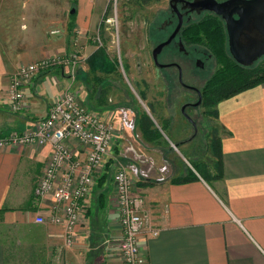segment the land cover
Returning a JSON list of instances; mask_svg holds the SVG:
<instances>
[{
    "label": "crops",
    "instance_id": "1",
    "mask_svg": "<svg viewBox=\"0 0 264 264\" xmlns=\"http://www.w3.org/2000/svg\"><path fill=\"white\" fill-rule=\"evenodd\" d=\"M6 1L13 7L12 0L3 4ZM27 2L16 0L26 14L30 7L29 16L17 22L22 42L8 48L0 36V135L24 131L45 117L52 100L67 88L89 109L111 111L93 102L92 108L88 91L73 88L75 77L65 69L36 74L25 85L23 110L9 109L6 90L11 75L21 64L70 54L68 35L77 26L73 18L64 27L55 17L41 20L38 1L31 0L29 6ZM42 6L53 7L50 2ZM80 25L84 28L85 22ZM54 27L62 34H45ZM215 110L211 166L199 160V167H193L187 158L179 162L172 155L178 145L187 148L198 133L173 146L166 136L145 138L137 127L131 130L141 149L131 151L124 142L133 132L119 128L71 245L65 244L64 225L48 220L52 195L34 193L51 145L0 148V264H122L115 242L121 227L113 184L120 166L133 179L134 191L143 195L150 222L158 229L156 236L139 237L144 264H264V82L220 100ZM66 145L76 159L84 160L85 150L76 140ZM185 177L193 178L184 181ZM37 217L44 221L37 222Z\"/></svg>",
    "mask_w": 264,
    "mask_h": 264
},
{
    "label": "rangeland",
    "instance_id": "2",
    "mask_svg": "<svg viewBox=\"0 0 264 264\" xmlns=\"http://www.w3.org/2000/svg\"><path fill=\"white\" fill-rule=\"evenodd\" d=\"M37 1L40 4L37 10L41 20L55 17L62 21V27L66 26L65 23H70L71 18L75 20L77 26L72 28L68 35L67 47H69L70 54H76V58L71 57L70 67H55V69H65L66 73L75 77L72 87L76 90L88 91V96H91L90 99L88 98L91 107L93 102L112 109L111 114L114 115L115 123L114 133L119 128L121 131L134 130L148 120L151 123L149 128L158 130V139L166 136L173 146L176 141L191 138L194 130L191 123L182 115L181 105L186 101H196V95L179 84L175 68L158 67L152 58L153 48L166 40L177 23L170 0ZM12 2L13 7H10L7 1L3 4V0H0V36L8 48L22 42L21 34H17L16 31L17 22L20 23L24 16L30 14V7L26 14L25 10L17 7L16 0ZM48 2L52 3L53 7L46 10L42 5ZM27 4L29 6L31 0H28ZM178 8L180 9V6ZM71 9H74L71 14L76 17L69 16ZM186 15L187 18L183 20L184 25L197 22L202 16L193 12ZM220 19L223 21L221 17ZM82 21L85 22L84 28L80 27ZM223 25L225 27L224 21ZM50 30L57 32L52 34ZM50 30H47L45 34L50 36L62 34L59 27ZM191 46H197L200 49L197 60L202 65L204 64V67L186 64L181 53H177L172 45L167 46L158 56V62L164 63L163 61L172 60L179 62L183 69V80L204 90V84L213 74L216 63L211 53L202 45L184 43L183 49L192 48ZM98 49H103L110 60L115 63L116 72L109 74L105 71H90L89 58ZM226 50L228 51L227 34ZM174 51L175 53H172ZM203 53L207 54L208 60L205 61ZM59 55L67 56L68 54ZM263 60L264 57L257 59L250 65V68L262 67ZM85 104L87 105V102ZM208 106L212 109L210 112L207 109ZM215 107L216 105L203 104L196 105L194 109H186L197 124L198 134L190 139L192 142L188 143L187 148L178 145L177 151L172 150V155L177 157L179 162H183L184 157L191 162L190 166L193 167H199L200 164L197 162L199 160L210 166L213 163L214 151L209 142L217 132ZM133 130L131 131L134 135ZM130 137L124 145L131 151L134 150L131 149L132 147H137V150L141 149L139 142H136L135 135Z\"/></svg>",
    "mask_w": 264,
    "mask_h": 264
},
{
    "label": "built area",
    "instance_id": "3",
    "mask_svg": "<svg viewBox=\"0 0 264 264\" xmlns=\"http://www.w3.org/2000/svg\"><path fill=\"white\" fill-rule=\"evenodd\" d=\"M51 30L50 33H56ZM71 57L52 54L38 60L21 64L11 75L6 90L8 107L18 112L25 107L24 88L39 72L55 67H70ZM114 115L89 109L80 103L76 93L69 88L55 97L47 115L32 123L24 131H12L0 135V148L24 146L33 143L50 144V158L36 183L37 197L52 195V213L48 220L65 227V244L74 242L75 227L85 212L88 197L101 171L114 140ZM69 139L76 140L85 150L83 161L76 159L66 145ZM114 194L119 210L121 235L116 239V248L122 264H144L145 257L139 247L143 234L156 236L158 229L150 222L144 208L143 195L134 191L133 179L124 167H118L113 174ZM42 222V217L36 218Z\"/></svg>",
    "mask_w": 264,
    "mask_h": 264
},
{
    "label": "trees",
    "instance_id": "4",
    "mask_svg": "<svg viewBox=\"0 0 264 264\" xmlns=\"http://www.w3.org/2000/svg\"><path fill=\"white\" fill-rule=\"evenodd\" d=\"M71 16L73 17L74 14H71ZM180 34L185 44L193 43L206 48L216 63L213 74L204 84V91L202 92V102L204 105H216L224 98H228L246 88L264 82V60L262 61V67L256 66L250 68V66L238 64L230 56L226 50L225 27L218 15L206 12L197 22L184 25ZM90 57V71H105L109 74L117 71V66L110 60L103 49L96 50ZM207 109L209 112L212 110L209 106ZM214 113H216L215 109ZM150 125L151 123L148 120L144 125H140L143 135L147 139L157 140L159 132L157 129L149 128ZM191 178L193 177H185L184 181Z\"/></svg>",
    "mask_w": 264,
    "mask_h": 264
},
{
    "label": "water",
    "instance_id": "5",
    "mask_svg": "<svg viewBox=\"0 0 264 264\" xmlns=\"http://www.w3.org/2000/svg\"><path fill=\"white\" fill-rule=\"evenodd\" d=\"M178 0H170V4ZM190 10L209 11L220 16L225 23L227 45L230 56L242 66H250L264 56V0H181ZM175 6V5H174ZM74 9L70 10L73 13ZM181 25V16L175 31L152 50L157 61L162 47L170 42ZM181 80V77H179ZM200 103V97L194 105Z\"/></svg>",
    "mask_w": 264,
    "mask_h": 264
},
{
    "label": "flooded vegetation",
    "instance_id": "6",
    "mask_svg": "<svg viewBox=\"0 0 264 264\" xmlns=\"http://www.w3.org/2000/svg\"><path fill=\"white\" fill-rule=\"evenodd\" d=\"M184 4L185 3L183 1H181V0H178L176 3L173 2L172 4H170L171 7H172V11L176 14L177 23L174 26L173 30L168 34L166 39H168V37L175 31L176 26H177V24L179 22V14L181 16V25H180L179 29L176 31V33L173 36V38L170 40V42L162 47L161 51L157 55V61H158V56L165 50V48L167 46H169V45H172L174 48H176L175 51L177 53L178 52L181 53V57L184 58V60H185L184 62L186 64H189V65L192 64L194 66L195 65L199 66V65H202V63L198 62V60H197L198 57H199L198 55L200 54L199 53L200 49L197 46H191L192 48H189V49L184 48L183 49L184 43L182 42V38L180 36L181 35L180 32H181L182 28L184 27L183 20H184V18H187V17H185V16H187L186 15L187 13L193 12V13H196L198 15L200 14V15L204 16L206 13H203V12H208V11H201V10H198V9L197 10H190L188 7H184ZM178 6H180V9L178 8ZM202 16H200V17H202ZM189 23H191V22H189ZM175 51L172 52V53H175ZM203 55L205 56L204 57L205 61L208 60L207 59V57H208L207 54L203 53L202 56ZM163 62L164 63H160V64L163 65L161 68H168V67L175 68L176 72H177V75H178V80L177 81L179 82V84L182 85V87L189 89V91H192L196 95V101H194V102L193 101L192 102L191 101H186V102L182 103L181 111H182V115L191 123L192 128L194 130L193 134H197V130H198L197 124L194 122V120H193L194 118L191 117V115L186 111V109H189V108L194 109L193 107L196 106L194 104H195V102H197L199 100V97H200V103H198L197 105L198 106L199 105H203V102H202L203 93L202 92L204 90L203 89H199L195 85L187 83V82H185L183 80V69H182V67H181L179 62H177L175 60L166 61V62L163 61ZM202 66L204 67V64ZM179 77H181V80H180Z\"/></svg>",
    "mask_w": 264,
    "mask_h": 264
}]
</instances>
